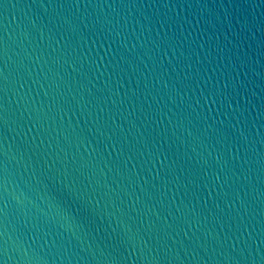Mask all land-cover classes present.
<instances>
[{"label": "water", "instance_id": "obj_1", "mask_svg": "<svg viewBox=\"0 0 264 264\" xmlns=\"http://www.w3.org/2000/svg\"><path fill=\"white\" fill-rule=\"evenodd\" d=\"M0 264H264V0H0Z\"/></svg>", "mask_w": 264, "mask_h": 264}]
</instances>
